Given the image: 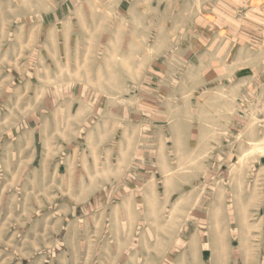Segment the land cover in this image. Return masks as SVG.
Returning <instances> with one entry per match:
<instances>
[{"label":"rangeland","instance_id":"obj_1","mask_svg":"<svg viewBox=\"0 0 264 264\" xmlns=\"http://www.w3.org/2000/svg\"><path fill=\"white\" fill-rule=\"evenodd\" d=\"M210 0H0V264H264V52Z\"/></svg>","mask_w":264,"mask_h":264},{"label":"crops","instance_id":"obj_2","mask_svg":"<svg viewBox=\"0 0 264 264\" xmlns=\"http://www.w3.org/2000/svg\"><path fill=\"white\" fill-rule=\"evenodd\" d=\"M208 3L210 0H207ZM212 18L236 21L238 33L252 51L264 52V0H212Z\"/></svg>","mask_w":264,"mask_h":264}]
</instances>
